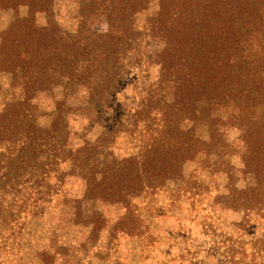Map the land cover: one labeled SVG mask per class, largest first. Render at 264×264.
Segmentation results:
<instances>
[{"label": "trees", "instance_id": "1", "mask_svg": "<svg viewBox=\"0 0 264 264\" xmlns=\"http://www.w3.org/2000/svg\"><path fill=\"white\" fill-rule=\"evenodd\" d=\"M55 1L0 0V12L28 9L0 32V74L15 91L0 109L2 232L23 215H50L86 228L95 245L115 206L109 235H142L138 200L198 162L226 174L218 203L244 215L216 264H264V0H79L73 31L55 20ZM95 14L104 30L90 24ZM145 39L158 46L148 60L159 74L130 106L121 88ZM39 96L53 100L44 114L34 111ZM229 129L244 145L242 187L224 159ZM255 223L262 233L247 237Z\"/></svg>", "mask_w": 264, "mask_h": 264}, {"label": "rangeland", "instance_id": "2", "mask_svg": "<svg viewBox=\"0 0 264 264\" xmlns=\"http://www.w3.org/2000/svg\"><path fill=\"white\" fill-rule=\"evenodd\" d=\"M27 11L26 7L18 12L1 11L0 32L9 27L16 13L25 16ZM54 17L63 29L75 30L80 19L79 0H56ZM145 18L142 16V21ZM38 20L44 24L47 19L41 14ZM89 22L100 30L107 26L101 14L93 15ZM157 47L154 40L145 39L128 58L129 73L121 89L128 96L130 106L138 101L145 84L159 74V66L148 60ZM14 93L11 76L0 74V109L11 101ZM52 101L49 97L39 96L33 101L36 114L48 112L53 107ZM73 126L82 130L86 124L76 121ZM226 136L229 147L224 159L229 158L231 172L240 178L236 182L242 187L245 184L241 180L244 145L236 129H229ZM117 145L122 154L130 151L123 138ZM3 146L0 143V151ZM227 182L222 171L188 162L180 181L169 182L161 190L150 191L138 200L143 220L142 235L119 233L116 238L111 237V225L122 212L115 206H107L105 213L109 222L95 245L87 241L86 228L74 226L71 219L58 220L50 215L39 220L23 215L12 223L13 231L3 233L1 218L4 215L0 213V264H216L217 259L222 258L223 240L242 235L236 224L243 220V212L224 208L218 203L217 197L226 192ZM73 183L70 186L76 190L78 182ZM10 199L9 196L4 206ZM261 233V225L255 223L246 236ZM63 245H67V251L56 253ZM43 250L50 255L48 262L41 258Z\"/></svg>", "mask_w": 264, "mask_h": 264}]
</instances>
